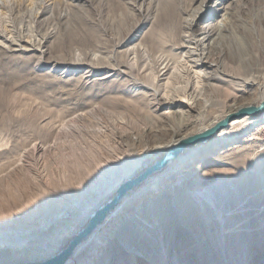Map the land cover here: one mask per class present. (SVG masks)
<instances>
[{"label":"bare ground","instance_id":"6f19581e","mask_svg":"<svg viewBox=\"0 0 264 264\" xmlns=\"http://www.w3.org/2000/svg\"><path fill=\"white\" fill-rule=\"evenodd\" d=\"M194 2H198L194 9L196 14L207 12V0H149L147 7L141 4L139 18L118 32L111 52L106 50L86 18L73 20L69 33H64L63 40L58 43L65 51L77 45L84 56L69 61L51 58L38 61L39 65L52 63L55 70L60 65L67 71L84 67V83L91 82L97 72L104 71L98 79L118 84V88L106 90V94L122 102L124 110L130 108L132 111L118 114L99 104L92 106L91 109L102 115L100 126L94 130L103 135L112 129L116 139V146L106 141L107 156L101 153L104 150L102 140L79 137L77 143L70 144L68 154L61 151L67 169L56 176L47 168V153L58 149L63 142L55 136L47 142H32L29 148L33 151L25 149L17 164L0 175V181H6L15 171L23 172L25 178L28 174L36 186L33 198L48 199V214L37 227L11 225L6 219L0 222V264H45L57 257L86 228L93 214L115 196L122 184L163 159L171 147L208 131L230 115L264 102V0H228L221 8V22L207 27L201 32L204 34L201 38L192 29V22L183 18L193 10L190 6ZM21 5L15 0H0V10L12 18L20 16ZM46 11L44 8L38 13ZM143 21L151 25L137 36ZM60 22L69 21L61 19ZM233 29L239 35L236 42L219 48V42L226 41L221 32ZM5 30L0 28V37L9 45L0 42V46L6 51L39 50L41 54L47 51L44 47L50 34H44V43L35 47L22 37H7ZM131 39H135L134 44L127 46ZM24 41L29 45H22ZM203 43L205 48L200 49ZM183 48L188 52L176 53ZM176 54L178 61L174 60L173 64ZM228 63L237 68H230ZM149 73H152L151 82L147 80ZM113 76L117 79H112ZM176 77L186 79L184 88L181 89ZM162 84L166 85L164 89H161ZM222 90H228L227 94ZM3 91L0 86V93ZM90 95L96 93L93 91ZM20 105L19 118L23 116V104ZM132 113L140 116V123L128 118ZM78 115L81 114L74 117L80 119ZM46 120L47 117L41 116V122ZM50 126L54 134L73 130L81 133L80 125L72 123L55 122ZM239 145L248 147V152L253 153L264 149V109L231 119L208 140L188 146L178 156L170 158L162 168L129 191L105 220L70 250L68 259L62 264H237L239 259L233 250V237L243 234L250 237L255 249L247 264H264V200L253 202L251 193L237 199L229 210L237 216L243 215L241 220L234 221L232 214V217H222L223 236L218 235V239L214 235L218 228L214 231L210 223L213 213H219L220 218L227 201L225 194L218 198L212 189L194 190L198 202L187 199L190 204L184 206L182 214L175 213L172 206L166 207L168 216L164 220L173 219L178 225L180 236L177 238L160 220V211L155 207L169 192L204 171L217 155ZM129 155H137L140 160L135 165L127 164ZM86 178L90 179L88 184L84 182ZM75 184L80 186L76 194L69 192L65 196L66 188L74 189ZM221 187L228 188L225 184ZM94 193L101 196L96 199ZM6 200H0V211ZM29 205L24 204L22 209ZM183 218H189V222ZM48 222H53L51 228L39 232ZM145 223L151 225L150 229ZM147 231L159 239L149 238L145 234ZM14 237L15 240H11ZM219 239L221 244L217 242ZM167 244L170 247H165Z\"/></svg>","mask_w":264,"mask_h":264},{"label":"rangeland","instance_id":"374dc122","mask_svg":"<svg viewBox=\"0 0 264 264\" xmlns=\"http://www.w3.org/2000/svg\"><path fill=\"white\" fill-rule=\"evenodd\" d=\"M13 1L14 0H12V2ZM227 1L228 0H207L206 3L209 7L207 12L202 15L196 14L194 10L195 6H198L199 1L194 2L190 6L193 10L188 14H184L183 18L192 22V29L196 32L198 37L201 38L204 35L201 32L206 30L207 27L211 25L216 26L218 21L221 22V14L223 13L221 8H223ZM15 3L17 5L22 3L20 7L22 13L18 18H12L0 10V28L7 29L8 32L5 30V32H7L5 33L7 37L10 36L9 38L12 39H19L22 37L25 40L31 41L35 47H40L44 43V34H50L51 38L45 42L44 49L47 51L44 54H41L39 50L10 52L0 46V86L4 88V91L0 93V175L17 164L20 154L23 153L25 149L27 151L32 142H47L55 136L63 142L58 149L47 153V168L50 170L51 174L56 176L62 175L67 169V167L63 165L66 161L62 160L61 151H65V153L68 154L70 151V144L77 143L79 137H86L88 139L89 137H97L99 140H102L104 143V150L101 153L107 156V152L105 151V145H107L106 141L116 146V139L113 137L112 129L107 133H103V135L94 130L100 126L99 120L102 115H100V111L91 108L94 104H99L118 114L120 112L129 114V112L132 111L130 108L124 110L126 107L122 102L120 103L116 101L112 95L106 94V90L115 89L118 84L113 81L112 83L111 81L110 83H104L103 80L98 79L104 75V71L97 72L92 77L91 82L84 83L83 80L86 74V69L84 67L67 71L65 66L60 65L58 66V70H55L52 63L39 65L38 61L40 59L45 61L48 58L58 61H69V59L73 57L84 56L77 45H74L67 51H65L63 47L64 52L58 43L63 40L64 33H69V28L73 26V20L83 17L91 23V28L96 31L97 35L101 38L105 44L106 50L109 52L113 51L115 37L118 35V32L128 28L139 18L138 8H140L141 4L147 7L149 0H137L136 2L134 0H15ZM44 8H46V12L42 14L38 13ZM38 16H40V18L39 21L36 22L35 18L37 19ZM61 19H68L69 22L61 23ZM143 22L137 36L145 32L151 25V22L147 23L149 21ZM9 25L12 26L10 27ZM221 34L226 37V41L222 40L218 44L221 49L227 44L235 43V39L237 40L239 36L235 29H233V31H222ZM69 39L68 37L66 41L68 42ZM0 42L6 46L9 45L8 42L1 37ZM134 42L135 39H131L127 43V46L134 44ZM26 43L27 42L24 41L22 45L28 46L29 44ZM199 48H205L204 43ZM165 49L168 48L165 47ZM181 51L184 53L188 52L187 48H183L177 50L176 53ZM173 56L172 62L175 64L174 60L178 61L179 55L176 54ZM196 57L197 56H193V58ZM228 65L230 68H237V66L231 63H228ZM150 76H152V73H149V78L147 77V80L151 82L152 77ZM112 79H117V77L113 76ZM176 80L179 81V85H182L181 89L185 87L186 79L176 77ZM160 86L161 89H164L166 85L162 84ZM93 91L96 93L95 96L90 95V92ZM222 91L223 94H225V92L227 94L228 92V90ZM139 100L142 104H145L142 98ZM21 103L23 104V116L19 118L18 116H20V114H18V107L21 106ZM77 114H81L78 115L81 117L80 119L74 117ZM41 116L47 117L48 120L41 122ZM128 118L134 119L135 123H140L141 120L137 113L130 114ZM55 122L80 125L81 133H76L73 130L70 133L62 132L54 134L50 125ZM109 127L111 128L112 124H109ZM70 134L74 135L71 136ZM240 146L241 145L230 150H226L228 146L225 147L226 149L224 150L227 152L225 151L217 155L215 160L209 162V166H207L204 171L193 179L187 180L184 185H180L169 192L165 198L161 199L155 205L156 211H160V220L169 226L167 228L171 235L174 234L176 238L179 237L180 228L177 227L178 225L173 219H168L167 222L164 220V217L168 216L165 208L172 206L176 209L174 210L175 213L178 212V214H182L185 211L184 206L188 204L187 199H192L195 203L198 202L197 198H194V190L203 191L206 188V190L209 191L212 189L215 194H217L216 196L218 198L222 196L220 194H225L226 196L224 197L227 201L224 202L223 205V214H221V210L219 218V213H213V217L211 218L212 221L211 223L209 222L214 231L218 228L214 234L217 236V239L221 237L220 235H222L223 232V218L233 216L234 221L243 218V215L237 216L229 212L237 199H243L248 193H251V200L253 202L264 200V149H262L260 153H253L248 152L250 151L248 147ZM32 151L33 149L29 148L27 152ZM100 155L96 157L100 159ZM127 160V164L135 165V162L140 160V158L137 155L133 157L129 155ZM89 180L90 179L86 178L84 182L88 184ZM221 184L227 185V190L222 189V187L220 188ZM229 186H231V188ZM73 188L74 189H68L67 187L63 194L65 196H68L70 194L69 192L76 194V190L78 191L80 186L75 184ZM35 191L36 186L32 178L28 174L25 178L23 172L18 173L15 171L9 179L0 181V200L5 201L7 199L4 207L0 211V222L6 219L10 220L8 222H10L11 225L28 228L41 225L45 214H48V199H43V201L41 199H34L33 196ZM94 196L98 199L101 195L97 196V194L94 193ZM26 203L30 205L22 209V206ZM189 204L187 207H189ZM227 205H230V208ZM191 210L192 208L187 210L188 213H190ZM230 214H232V216ZM236 216L239 218L237 219ZM183 219L189 222V218ZM52 224L53 222H48V224L44 223L45 227L41 228L39 232L51 228ZM205 224L207 226V222ZM150 226L151 225L146 224L148 229H150ZM152 227H155V224L152 225ZM158 231L166 235L160 230ZM145 234L149 238L155 240L159 239V236H152L149 231L145 232ZM218 235L220 237H218ZM245 235L246 234L236 235V237H233L235 242L233 250L235 254L237 253L236 256L240 262L237 264H247L249 258L250 260L252 258L250 255L252 256L253 250L255 251L250 242V237ZM38 236H40V234ZM161 239L162 241L164 240L163 237ZM11 240H15V237L11 238ZM220 240L221 239L217 241L218 244H221ZM227 241H229V237ZM240 246H243V249L240 248ZM165 247H170V245L168 246L167 244Z\"/></svg>","mask_w":264,"mask_h":264},{"label":"water","instance_id":"95a60500","mask_svg":"<svg viewBox=\"0 0 264 264\" xmlns=\"http://www.w3.org/2000/svg\"><path fill=\"white\" fill-rule=\"evenodd\" d=\"M261 109H264V102L260 104L258 107H251L247 109H243L239 111L238 113L234 115L228 116L223 122L216 125L215 127L209 129L206 132L196 134L194 136H190L189 138H186L182 140L180 143L173 146L167 153V155L158 161L155 165L149 167L146 169L142 174L137 176L134 179H130L124 184L121 185V187L117 190L115 196L104 206H102L99 210H97L86 228L70 243L69 247L62 252L57 257L53 258L52 260L46 262L45 264H62L64 263L70 254V250L73 249V247L78 244L81 240L86 238L93 230L96 228L97 225L102 223L105 218L108 216V214L114 209V207L124 199V197L127 195L129 191H131L136 186L140 185L144 180H146L150 175H152L155 171L159 170L164 166V164L172 157L178 156L180 153H182L186 147L192 146L200 141H206L208 140L213 133L220 130L224 126L227 125V123L235 118V117H242L247 114H251L253 112L259 111Z\"/></svg>","mask_w":264,"mask_h":264}]
</instances>
